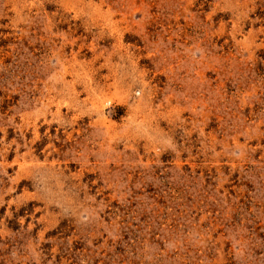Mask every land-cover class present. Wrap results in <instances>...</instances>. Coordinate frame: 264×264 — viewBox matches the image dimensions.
<instances>
[{
	"label": "rangeland",
	"instance_id": "obj_1",
	"mask_svg": "<svg viewBox=\"0 0 264 264\" xmlns=\"http://www.w3.org/2000/svg\"><path fill=\"white\" fill-rule=\"evenodd\" d=\"M0 264H264V0H0Z\"/></svg>",
	"mask_w": 264,
	"mask_h": 264
}]
</instances>
